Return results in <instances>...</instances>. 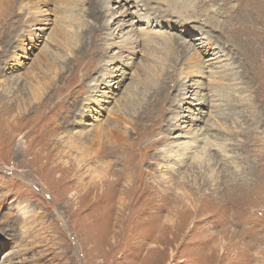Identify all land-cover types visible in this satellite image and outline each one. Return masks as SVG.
<instances>
[{
  "label": "rangeland",
  "instance_id": "rangeland-1",
  "mask_svg": "<svg viewBox=\"0 0 264 264\" xmlns=\"http://www.w3.org/2000/svg\"><path fill=\"white\" fill-rule=\"evenodd\" d=\"M9 1L13 11L23 6L22 18L30 24L33 17L37 21L28 26L32 31L28 40H0V264H264V87L259 86L260 78L264 83V63L258 62L264 60V48L256 43L260 39L256 35L245 43V33L238 34L243 39L239 44L228 34L241 33L246 23L262 31L258 25L264 16L262 4L246 15L236 11L240 22L234 29L229 25L233 20L219 19L226 29L231 28L226 32L223 25H208L204 16L191 20L180 12L168 13L164 0L150 2L148 17L139 25L136 0L114 2L109 16L103 9L94 10L101 6L100 0H71L72 13L81 18L74 20L72 32L83 33L80 49L67 51L49 37L56 21L66 26L60 12L63 0ZM206 1L219 11L237 4V0ZM127 9L135 12L121 16ZM250 17L256 20L251 22ZM131 20L136 21L133 32L128 26ZM105 21L109 26L103 27ZM153 21L161 26L147 30ZM189 24L194 31L187 28ZM77 26L81 28L77 30ZM140 27V32H150L149 36L160 33L179 45L168 48V53L161 38L149 43L156 36L144 38L136 33ZM201 32L205 38L214 37L216 43L211 46L199 41ZM98 33L97 39L94 35ZM130 34L140 36L137 40L144 43L129 45L130 54L127 50L122 54L124 45L114 44L120 36ZM97 41L100 46L113 47L95 53ZM181 42L188 48L187 56L193 55L190 61L181 55ZM44 45L53 51L50 64L54 69L50 71L41 54ZM120 54L129 58L119 61ZM123 61L126 65L121 73ZM199 66L206 70L201 87L188 89L184 95L188 98L181 105L182 91L174 83L187 86L192 80L183 75L188 68ZM159 67L173 72V79L166 77L164 86L158 77L163 91L156 95L150 89L143 91L142 104L130 115L136 118L149 99L153 110L162 112L155 125L142 124L144 134H139L131 128L130 118L115 122L121 97L134 90L149 70ZM210 68L223 70L214 83L207 75ZM31 70L52 76V86L46 85L49 80L45 78L46 97L24 104L20 98L25 94L26 101L24 85L32 80ZM113 73L116 79L110 78ZM103 79H112L110 89L101 88ZM100 92L108 99L103 100ZM90 95L100 104L86 100ZM200 99L203 105L197 104ZM1 106L9 108V115L4 116ZM99 108L103 113H97ZM176 115L180 118L177 123L172 119ZM166 120L173 128L164 133ZM108 122H115L116 130L99 136L97 128ZM198 129L205 139L188 144L190 138L183 136ZM85 132L94 139L85 143L89 160L83 166L84 146L76 137ZM159 138L162 141L156 144ZM120 141L130 145L131 167L113 151ZM177 145L186 146L187 154L172 158L169 151Z\"/></svg>",
  "mask_w": 264,
  "mask_h": 264
},
{
  "label": "bare ground",
  "instance_id": "bare-ground-1",
  "mask_svg": "<svg viewBox=\"0 0 264 264\" xmlns=\"http://www.w3.org/2000/svg\"><path fill=\"white\" fill-rule=\"evenodd\" d=\"M9 0H0V40H1V38H3V37H6V40L8 39V40H10V41H12V40H16V39H18V38H20L21 40H25V39H27V37H29L30 36V34H31V32H30V30L28 29V26H31V24H33V23H35L36 21H37V18H32L31 20H34L33 21V23H29V20L28 19H24V18H22L23 17V13H22V8H23V6L22 5H17L18 7L16 8L15 7V10L13 11V7L10 5L11 3H9L8 2ZM74 1V0H73ZM101 1V6L100 7H97V9H94L95 11H100V10H102L103 9V12H105L106 11V15H108L109 16V14H108V10L109 9H112L113 7L112 6H110V5H113V3L115 2V3H120L121 2V0H100ZM127 0H124V2L125 3H127L126 2ZM153 0H145V3L144 2H142L141 0H136V2H134V3H136V5H137V7L139 8L138 9V12H136L137 13V18H138V21H137V23H136V21L135 22H133L132 20L129 22V25L128 26H130V31L131 32H133V30H136V27H135V23L136 24H140V22L141 21H144V19L146 18V17H148V15L146 16V12H149L151 9H150V7H148V4H150V2H152ZM157 1V0H156ZM166 1V4H167V6L166 7H168V13H170V14H174V13H171V11H176V12H180V14L181 15H187L188 17H190L189 19H191L192 20V18H193V20L194 19H199L201 16H204L205 17V19H204V21L205 22H207V24L208 25H211V26H217V25H223V23H222V21H219V19L221 20L222 18L225 20V19H229V20H233V21H231L232 22V24H229V25H232V27H233V29L234 28H236V26H235V24L237 23V21H238V19H237V17H236V15H235V12L236 11H238L239 13H241V14H244V15H246V14H249V10L250 9H252V8H255L256 6H258L259 5V3L260 4H262V6L264 7V0H237V4H236V6H234L233 7V5H230L229 7H228V9L226 8V7H224L223 9H221V11H219L218 10V8L217 7H213V6H211L206 0V2H205V4H200V3H198L197 1L198 0H164V2ZM220 1H222V0H220ZM228 1V0H227ZM231 1H233V0H231ZM12 2H13V0H12ZM22 2V4H23V0L21 1ZM76 2V1H75ZM203 2V1H202ZM230 2V1H229ZM20 3V2H19ZM86 3V2H85ZM224 3V2H223ZM222 3V4H223ZM13 4V3H12ZM34 4V3H33ZM140 4V5H139ZM192 4V5H191ZM231 4V3H230ZM32 5V4H31ZM62 7L60 8V12H62L63 13V16H64V21H65V23H66V26L63 28L62 27V23L61 24H59V23H57V21H56V25L53 27V28H51V31H50V39L53 41V42H55V44H56V46H60V47H63V48H66L67 49V51L68 50H70V49H72V47H75V48H78V49H80V46H79V38H81L80 36H82V33L83 32H72V25H74V23L76 24V22L74 21L76 18H80L79 17V15H78V17H76L72 12H73V4H72V1L71 0H63L62 1ZM88 5V4H87ZM108 5V6H107ZM123 5V4H122ZM228 5H229V3H228ZM33 6V5H32ZM107 6V7H106ZM189 7H191V10H189ZM203 7V8H202ZM197 8H199L198 10H197ZM89 10V9H88ZM13 11V12H12ZM18 11H20L18 14H17V12ZM216 11H217V13H216ZM264 11V10H263ZM135 12V11H134ZM133 12V13H134ZM167 12V11H166ZM203 12V13H202ZM133 13L132 12H130V10H128L127 9V11L125 12V14H122L121 16H127V15H133ZM160 13V12H159ZM183 13H186V14H183ZM76 14V13H75ZM169 14V15H170ZM168 15V16H169ZM244 15H243V17H244ZM256 14H254V16H255ZM263 15V14H262ZM82 16V15H81ZM192 16V17H191ZM239 16V15H238ZM253 16V17H254ZM9 17V18H8ZM249 18V20L251 21V22H254L255 20H256V18ZM263 18L258 22V25L262 28V31L261 30H259V29H257L254 25V27L255 28H252V27H250L249 25H247V23L245 24V27L247 28V30L248 31H246L245 30V27L242 29V31H241V33L240 32H237L236 30V32H228V34L231 36V37H233V38H235V39H237V43H239L240 44V42L241 41H243V39L241 38L240 39V36L239 35H242V36H244V33H245V35L248 37V38H246L245 39V43H247L249 40H247V39H249V36L251 35H256L257 37H259L260 39L258 40V39H256V43L258 42V44L259 45H261L263 48H264V16H262ZM7 18H8V20H7ZM122 18V17H121ZM165 18H166V16H165ZM169 18V17H168ZM234 18H235V20H234ZM239 18V17H238ZM39 19V18H38ZM81 19V18H80ZM147 19H149V18H147ZM242 19V18H241ZM116 20V19H115ZM4 22L5 24L4 25H2V23L1 22ZM63 21V22H64ZM79 21V20H78ZM119 21V19L117 20V22ZM122 21V20H121ZM203 21V22H204ZM244 21V20H243ZM145 22V21H144ZM226 22H228V21H226ZM238 22H240V20L238 21ZM80 23V22H79ZM159 21H153V23L151 24V26L150 27H147V30H148V28L150 29H152V28H155V27H158V26H161V25H159ZM191 23H192V21H191ZM244 23H245V21H244ZM108 24V21H105V23L103 24V27L104 26H106ZM123 25H125L126 23L124 22V23H122ZM122 24H119V26L120 25H122ZM228 24V23H227ZM249 24V23H248ZM78 25V24H77ZM148 25V24H147ZM193 25V24H192ZM192 25L190 26V24L188 25V27L187 28H189V27H191L192 28ZM257 25V26H258ZM108 26H109V24H108ZM175 26H176V24H175ZM228 26V25H227ZM81 27H82V25H81ZM81 27H78L77 26V30L78 29H80ZM209 27V26H208ZM223 27H224V30L226 29L225 28V26L223 25ZM120 28V27H119ZM186 28V29H187ZM212 28V27H211ZM211 28L209 27V29L211 30ZM230 28V27H229ZM229 28L228 29H226V32H227V30H229ZM240 28V27H239ZM138 29V28H137ZM190 29V28H189ZM216 29V28H215ZM231 29V28H230ZM65 30H67V31H65ZM99 31L101 30V29H98ZM141 30H143L141 27L138 29V31H136V33L138 32V33H141V35L144 37V38H146V37H148V38H153V37H155V38H153V40H150V39H148V42L150 43V42H154V41H156V42H158V40H160V38L163 40L162 41V43H164V45H165V50H167V52L169 53V49L170 50H172L175 46H177L176 44H178L179 45V42L177 41V40H173V39H171V38H169V37H165L164 35L162 36V35H160V33L159 34H154V35H152V36H149V34H150V32H149V34L147 33V32H140ZM145 30V29H144ZM146 31V30H145ZM153 31H155V33H157L156 32V30H153ZM153 31H151V32H153ZM191 31H194L193 30V28L191 29ZM200 31H202V30H200ZM232 31V30H231ZM240 31V30H239ZM159 32V31H158ZM184 32V31H183ZM219 32L222 34V35H226V33H222L223 31H222V29L221 30H219ZM154 33V32H153ZM135 33H133V35H134ZM199 34H201L199 37V41H204V42H206V44L205 45H214L215 43H216V39L213 37L212 38V36L210 35V36H208V35H206L207 37L205 38L204 36H205V34H203V32H201V33H198V35ZM234 34H236V35H234ZM239 34V35H238ZM101 34L100 33H98L97 34V36L96 35H94V37L95 38H97L98 39V37L100 36ZM132 35V36H133ZM138 35V34H137ZM59 36V37H58ZM132 36H131V34L130 35H127V36H125V35H122V36H120V38H119V41H116L115 42V47H117L118 46V43H121V47H122V54H123V52H125L126 50H127V52H129V45H132V44H134V43H139V41H141V43L143 42V40H137V38L138 37H140V36H136L135 38H132ZM15 38V39H14ZM194 39H197V37L196 38H194ZM251 39V38H250ZM5 40V39H4ZM28 40V39H27ZM99 41V40H98ZM96 42L95 43V47H96V50H94V51H96L95 53H101L102 51H107V50H110L112 47H113V45H111V46H100L99 45V42ZM239 41V42H238ZM251 41V40H250ZM262 41V42H261ZM5 43H7L6 41H4ZM124 43V44H123ZM144 43V42H143ZM142 43V44H143ZM4 44V43H3ZM8 44H10V43H8ZM184 43L183 42H181V46H180V48H181V55H182V57H185V56H187V55H189V51H188V48H187V46L186 45H183ZM6 45V44H5ZM104 45V44H103ZM7 48V47H6ZM8 48H11L10 46L8 47ZM169 48V49H168ZM22 49V48H21ZM157 50H162V47L160 48V49H157ZM22 51V50H21ZM49 51H51L48 47H46V45H44V47H43V50L41 51V54H42V56H43V60H45V62L47 63V65H48V69H47V71H50L49 69H54V68H51V64L50 63H53L52 61H54V59L52 58V55H53V51L50 53ZM255 51H258V49L257 50H255ZM24 52V51H23ZM122 54H120V58H119V56L117 57V58H119L118 60L119 61H121V60H123L124 58H126V56L125 57H123L122 56ZM129 54H130V52H129ZM263 55H264V52L262 53ZM180 55V54H179ZM122 56V57H121ZM128 56V55H127ZM198 56V55H197ZM259 56V55H258ZM179 57V56H178ZM188 57V56H187ZM187 57H186V59H187ZM196 57V56H195ZM256 57V56H255ZM254 57V58H255ZM127 58H129V57H127ZM126 58V59H127ZM191 58L193 59V55H191L190 57H188V59H187V61H190L191 60ZM257 59V58H256ZM15 60H17L16 58H15ZM50 60H51V62H50ZM117 60V61H118ZM159 60H161L160 59V57H159ZM166 61H167V59H165ZM199 60V59H198ZM118 61V62H119ZM259 62V65L261 64V66H263V63H264V60L262 59L261 61H258ZM106 63H108V62H106ZM105 63V64H106ZM120 63H122V65H121V67H120V69H119V71H121L123 68H124V66L126 65V62L125 61H123V62H120ZM189 63V62H188ZM200 63V62H199ZM104 64V65H105ZM9 65V64H8ZM164 65V64H163ZM191 65V64H190ZM198 65V64H197ZM200 65V64H199ZM91 66H93V65H91ZM110 67V65H107V67ZM185 66H187V65H185ZM189 66V65H188ZM202 66V65H201ZM8 68H11L10 66H8ZM203 68V67H202ZM202 68L199 66L198 68L196 67V69H187V71H186V73L183 75V78H187L189 75V78H191V83H188V85L187 86H183V87H181L180 88V86H178L179 84L175 81V83H174V85H175V88H176V90H179V91H182V97H180V104L181 105H183V104H185V99L186 98H188L187 96H184L185 94H187L188 92H190V90H188V89H190L191 88V90H193V91H195L196 89H198L199 87H201L199 84L201 83V81H202V78L201 77H203V73H206V70L204 71H202ZM218 68V67H217ZM85 69V68H84ZM183 69V68H182ZM211 69V68H210ZM158 70H160V71H158ZM116 71V70H115ZM122 72H124V71H121V73ZM184 72V71H183ZM223 72V70H209V72L207 71V75H208V77L209 78H211V81L212 80H216L217 81V79H219L220 77H221V73ZM258 72L260 73V70H258ZM61 73V72H60ZM59 73V74H60ZM120 73V74H121ZM181 73V72H180ZM180 73L178 74L179 76H181L180 75ZM28 74H32L31 76H32V80L30 81V80H28V81H25L26 82V85H24V87L26 88V101L25 102H23V97H24V95H23V97L22 98H20L21 100H22V103H24V104H29L28 103V100L29 99H33V101H38L39 99H41V97H46V95H44V90L45 89H48L49 87H50V78L52 79V76H50V77H48V76H46V75H44L43 73L41 74L39 71H34V70H31V71H29L28 72ZM55 73L53 72V76H55L54 75ZM124 74V73H123ZM147 77L146 78H140V79H138L136 76H135V78H137L138 79V83H136L137 85H136V87H134L135 89L134 90H132V91H130L128 94H126L125 96H123V97H121V99H120V101H121V105L119 104L118 105V108L116 109V111L115 112H117V118L119 119H117L116 117L114 118L115 119V122H117V123H119V122H122V123H125V122H127L128 121V118H130V121L132 120V122H133V125L131 124V128L132 129H134L135 130V133H136V130H137V132H139V134L140 133H142L143 132V134H144V131H142V128H141V126H142V124H145V123H149V126H153V125H155V122H156V119L161 115V113L162 112H160V109L159 108H157L156 110H153V108H154V106H153V104H152V102L151 101H149V99H147L146 100V102H145V108H143L142 110H140L139 111V114H137V116H136V118H135V116H130L131 115V113L133 112H136V110H137V108L140 106V104H142V102H143V91H146V90H148V89H150V90H152L153 91V93L156 95V93L157 94H159L160 93V91H163L162 90V88H160L159 86H158V77H159V79H160V81H161V84H163L164 85V79L166 78V77H169L170 78V76H171V78L173 77L172 75H173V72H171L170 70H168V69H164V68H162V67H159V68H152L151 70H149L147 73ZM261 74H262V72H261ZM60 76V75H59ZM116 76H117V74H115V73H113V75H112V77H110V78H112V79H116ZM114 77V78H113ZM204 77H206L205 75H204ZM45 78H47L49 81L46 83V85L47 86H49L48 88H44V87H42L43 85H42V83H44V79ZM81 78V77H80ZM198 78H200V81H199V79ZM41 79V80H40ZM111 79V80H112ZM147 79V80H146ZM173 79V78H172ZM5 78L3 79V82H5ZM104 80V79H103ZM111 80L110 79H105L104 80V82H103V86L101 87V88H103V89H110L111 88V86H112V84H110L109 82H111ZM136 80V79H135ZM174 80H176V78L174 79ZM173 81V80H172ZM209 81V80H208ZM260 83H259V86L260 87H264V83H263V81H262V79L260 78ZM188 82V81H187ZM213 83L215 82V81H212ZM211 82V83H212ZM205 84V83H204ZM174 85L172 86V87H174ZM207 85V84H206ZM209 85V84H208ZM52 86V85H51ZM97 86H98V84H97ZM97 86L95 85V89H97ZM138 86V87H137ZM165 86V85H164ZM23 87V86H22ZM132 88H133V86H132ZM203 88V87H202ZM210 88V87H209ZM212 89H215L214 87H211ZM169 90V89H168ZM187 90V91H186ZM94 91V90H93ZM75 92V91H74ZM210 92H211V90H210ZM104 92H100V96H102L103 95V100H106L105 98H107L108 99V97H106L104 94H103ZM166 94V93H165ZM191 94H193V95H196L197 96V93L196 92H191ZM21 95V94H20ZM76 95V94H75ZM22 96V95H21ZM203 96V95H202ZM205 96V95H204ZM74 98H75V96H73ZM201 97V96H200ZM263 97V96H262ZM79 98V97H78ZM163 98V97H162ZM196 99H194V100H198V98L197 97H195ZM76 99V98H75ZM152 99V98H151ZM202 99V98H201ZM200 99V102L198 103L197 102V104H204V100H201ZM78 100V99H77ZM86 100H88L89 102H91V103H93V104H95V105H99L100 104V100L99 99H97V98H94V97H92L91 95H90V98L89 97H87L86 98ZM174 100V99H173ZM19 101V100H18ZM159 101V100H158ZM166 101V100H165ZM105 102H107V101H104V103ZM163 102V101H162ZM171 105L173 104V101H172V99H170L169 101H168ZM79 103V102H78ZM78 103H75L73 106H74V108L76 109V107H77V105H78ZM167 103V102H166ZM183 103V104H182ZM207 104H208V102H206ZM159 104V103H158ZM161 105V104H160ZM93 107V106H92ZM100 107V106H99ZM1 108H2V112H3V114H4V116L5 115H9V108L8 109H6L7 107H4V106H1ZM91 108V107H90ZM107 107H103V106H101V109H106ZM84 109H87V111H89L90 109H88L87 107H84ZM92 109V108H91ZM100 108H99V111H97V113H103V111L101 110ZM96 110V109H95ZM115 110V109H114ZM199 110V109H198ZM85 111V110H84ZM111 112V114H115V112H112V111H110ZM80 115H81V117H84L85 116V112H81L80 113ZM89 115V114H88ZM91 115V114H90ZM90 115H89V117H90ZM178 117V115H176V116H174L172 119L174 120L175 119V122L177 123V121H179L180 120V118L178 119L177 118ZM16 118V117H15ZM152 118V119H151ZM161 118V117H160ZM5 118L3 117L2 118V120H4ZM170 120H166V122L168 123L167 125H168V127L167 126H165V128H164V126H163V131H164V133H166L168 130H171L173 127H171V125H170V122H169ZM115 122H113L112 124L110 123V122H108V123H106L105 124V126H104V128H100V127H98L97 128V134L99 135V134H108L109 135V133L111 132V129H115V127H116V125H115ZM174 122V121H173ZM131 123V122H130ZM101 124V123H100ZM173 125V124H172ZM209 125V124H208ZM139 126V127H138ZM136 127H138V128H136ZM207 128V127H206ZM116 130V129H115ZM175 130H178V127H176L175 126ZM200 129H198L196 132H191V131H189V133L188 134H191V135H189V136H187V137H185V135L183 136V138H190L189 140H188V144H192V142L194 143V142H197V140H202V139H205V137H204V132H200V133H198V131H199ZM208 130L209 129H207V132H208ZM47 131V130H46ZM121 132V131H120ZM122 133L123 134H127V132L125 131V130H123L122 131ZM194 133V134H193ZM196 133V134H195ZM79 134V133H78ZM92 134H94V133H92ZM95 135V134H94ZM121 135V134H120ZM44 136V135H43ZM100 136V135H99ZM121 137L123 138V139H125V137L124 136H122L121 135ZM138 137H142V134L141 135H138ZM162 139H163V137L164 136H160ZM167 137V136H166ZM165 137V138H166ZM96 138V137H95ZM79 140L81 143L80 144H82L83 146H84V149L81 151L82 152V155L83 156H81V158H82V161H83V166L84 165H86L87 164V160H89L88 159V156H89V154H87V150L88 149H86V146H85V143L89 140V142L90 141H93V139H94V136H92L91 135V133L90 132H85L84 134H81V135H79V136H77L76 137V140ZM99 139V138H98ZM129 139H130V137H129ZM162 139H158V140H155V143L157 144L158 142H160V141H162ZM165 140V139H164ZM166 141V140H165ZM214 141H215V139H214ZM213 141V142H214ZM259 140L257 139V142H258ZM88 142V143H89ZM131 142V141H130ZM202 142V141H201ZM101 143V142H100ZM100 143H99V145H100ZM92 145L94 144V143H91ZM135 142H134V140L132 141V149H134L133 147L135 146ZM49 145V144H48ZM130 147V145H129V143L127 142V141H120V145H119V147H116V146H114V149H113V151L114 152H116V153H118V154H120L121 156H123V158H124V161L125 162H123L124 164H127V168L128 167H131V165H132V156H131V160L130 159H128V157H127V155L130 153L129 152V148ZM203 147V146H202ZM87 148H89V147H87ZM117 149V150H116ZM201 149V148H200ZM215 150H216V148H214ZM91 150V149H90ZM180 150H183V151H180ZM187 148H186V146H184V145H177V147H176V149L173 151V150H170L169 152H170V155L172 156V158H174V156L176 155V156H179V157H184L186 154H187ZM210 150V149H209ZM214 150V151H215ZM257 150H260V147L257 149ZM91 151H94V150H91ZM174 152V153H173ZM81 154V153H80ZM206 155H207V153H206ZM263 155V154H262ZM201 157V156H200ZM118 158H120V157H118ZM200 160H202V159H200ZM199 160V161H200ZM122 161V160H121ZM202 161H200V163H201ZM204 162H205V160H204ZM89 163V162H88ZM118 163V162H117ZM82 165V164H81ZM83 168V167H82ZM132 169V168H131ZM127 171V170H126ZM126 171H124V173L126 172ZM130 172V171H129ZM128 173V172H127ZM126 173V174H127ZM123 174V173H122ZM128 175V174H127Z\"/></svg>",
  "mask_w": 264,
  "mask_h": 264
}]
</instances>
